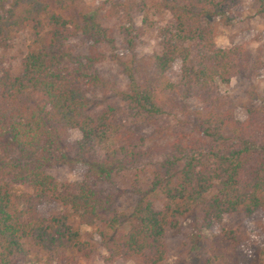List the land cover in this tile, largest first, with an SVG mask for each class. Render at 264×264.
Returning <instances> with one entry per match:
<instances>
[{
    "label": "trees",
    "instance_id": "1",
    "mask_svg": "<svg viewBox=\"0 0 264 264\" xmlns=\"http://www.w3.org/2000/svg\"><path fill=\"white\" fill-rule=\"evenodd\" d=\"M241 2L117 5L128 20L137 8L146 26L151 13L168 20L151 55L115 58L127 85L96 109L89 92L103 82L105 57L94 45L83 55L72 41L81 33L115 40L84 0H1L0 47L11 48L20 32L28 46L16 69H0V264L89 261L101 248L103 264H164L167 232L187 219L209 230L236 213L252 225L264 218V104L239 121L220 91L263 66L244 45L216 46L215 19ZM252 2L264 17V0ZM123 34L134 50L137 37ZM58 166L80 169L82 180L58 181L49 172ZM127 196L138 198L130 215L117 208ZM238 233L222 230L228 245L209 262L233 257ZM254 256L264 261V248Z\"/></svg>",
    "mask_w": 264,
    "mask_h": 264
},
{
    "label": "rangeland",
    "instance_id": "2",
    "mask_svg": "<svg viewBox=\"0 0 264 264\" xmlns=\"http://www.w3.org/2000/svg\"><path fill=\"white\" fill-rule=\"evenodd\" d=\"M130 1L84 0L86 8L95 16V23L102 29H108V35H111L115 40V45L112 46L103 40L101 35L81 33L77 40L72 41L76 51L83 55H88V50L94 45L97 52L105 57L97 65L103 82L89 92V95L93 97L91 98L92 107L96 109H102L106 103H114L115 90H124L127 85V78L123 75L122 68L117 64L115 58L126 60L133 53L140 57L151 55L156 49L158 29L163 27L165 21L168 20V15L165 13H151L152 26H146L143 24V13L138 12L137 8L131 12V20H128L122 10L117 8V5ZM113 6L115 7L114 11ZM215 21L219 22V30L215 38L217 47L229 49L244 45L252 50L255 57L259 56L263 64L257 75L251 78L238 75L230 81L228 87H220L221 93L230 101L236 119L243 121L247 118L246 110L249 106L264 104V17H259L256 14L252 0H242L237 7L226 12L222 18L217 17ZM125 31H128L132 37H137L134 40L136 45L134 50L125 44L127 39L123 34ZM11 44V48L0 47V69H16L18 67L27 52V34L18 33ZM172 70L179 74L180 63H174ZM186 101L191 111L198 109L199 104L196 100L189 98ZM129 115L130 113L127 111L125 116L130 118ZM76 138H79V134L74 132L72 139ZM49 172L60 182L78 183L82 180V174L78 168L70 171L65 166H58L51 168ZM137 199L135 196L124 197L117 202L118 210L130 215ZM199 226V222L190 218L182 222L179 230L167 232L166 242L169 246V256L164 264H264V261H260L254 256L256 251L264 248V218L252 225V223H246L243 215L236 213L223 217L220 225L213 224L209 230L200 229ZM124 229L128 230L126 225ZM222 230H238L240 239L242 235V242L233 257L225 256L224 263L215 260L209 262L213 258V251L217 249V252H221L228 245L220 237ZM104 255L105 251L101 248L94 259L86 261L76 258L70 264H103L102 257ZM115 264L133 263L118 261Z\"/></svg>",
    "mask_w": 264,
    "mask_h": 264
}]
</instances>
